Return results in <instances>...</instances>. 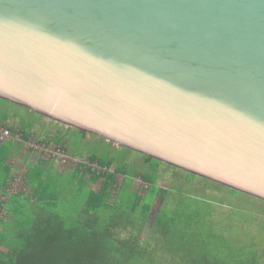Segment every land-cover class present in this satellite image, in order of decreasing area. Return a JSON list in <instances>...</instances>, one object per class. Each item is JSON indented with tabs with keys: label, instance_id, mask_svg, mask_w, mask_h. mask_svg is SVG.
<instances>
[{
	"label": "water",
	"instance_id": "water-1",
	"mask_svg": "<svg viewBox=\"0 0 264 264\" xmlns=\"http://www.w3.org/2000/svg\"><path fill=\"white\" fill-rule=\"evenodd\" d=\"M0 98L264 200V0H0Z\"/></svg>",
	"mask_w": 264,
	"mask_h": 264
},
{
	"label": "trees",
	"instance_id": "trees-1",
	"mask_svg": "<svg viewBox=\"0 0 264 264\" xmlns=\"http://www.w3.org/2000/svg\"><path fill=\"white\" fill-rule=\"evenodd\" d=\"M12 127L16 132L19 130L18 126ZM77 130L82 136L88 134ZM29 134L25 136L28 138ZM65 147L68 148L67 143ZM10 152L5 144L0 148V264H166V261L172 264H264V249L254 244L236 249L227 234L219 230L215 235L214 224L208 227L206 220L186 217L182 227L178 209L173 210L176 214H169L164 228L173 232L170 236L175 242L178 237L184 240L179 244L185 246L184 255L176 259L148 256L154 241L151 233L142 243L139 239L142 234L137 232V226H127L124 220L128 216L122 219L121 209L110 212L116 200L111 201L114 191L118 198L120 185L127 180L124 176L118 184L119 167L112 170L109 163L96 155L91 156L92 160H97L105 171L81 164L84 175L90 174L93 182L101 179L102 187L98 192L88 190L78 216H65L57 210L61 201V180L55 174L46 175L38 165L29 166L24 175L25 183L34 189L33 199L23 192L10 191ZM144 155L146 163L154 161V171H159L161 161ZM138 177L148 183L147 193H138L140 197L133 199L129 209L140 206L143 195L148 196L140 213L147 224L161 192L154 175L141 172ZM164 206L166 204L157 210L149 231L160 224ZM122 228L128 230V236L121 235Z\"/></svg>",
	"mask_w": 264,
	"mask_h": 264
},
{
	"label": "rangeland",
	"instance_id": "rangeland-1",
	"mask_svg": "<svg viewBox=\"0 0 264 264\" xmlns=\"http://www.w3.org/2000/svg\"><path fill=\"white\" fill-rule=\"evenodd\" d=\"M8 118L15 121V127L26 129L32 127L36 122H40L43 125L42 127L40 124L43 132L48 133L50 130V133L53 134L50 137L53 141L65 140L68 147L79 153V156L72 155L65 148L64 150L61 145L55 143L48 145L30 144L32 148H40L44 157H50L51 153L57 152L55 159L62 165L69 166L81 163L103 172L106 168L91 158V155H96L104 160L107 165L109 163L112 170L119 167L118 184L124 176L127 180L120 185L118 198L114 191L111 201L113 202L115 198L116 200L110 212L121 209L119 213L122 219L128 216V219L124 220L127 226H137V232L142 234L139 238L142 243H145L146 237L148 238L147 234L151 233V239L154 238V241L148 256L155 255L163 259H176L184 255L185 246H179V244L184 243V240L178 237L177 242H175L176 239L170 236L173 232L164 228L167 223L165 220L169 218V214H176L174 209L179 210L177 217L182 227L183 219L192 216L191 219L193 220H206L208 227L214 224L215 235H218L219 230H222L236 249L250 244L256 245L259 249H264L263 199L240 191L234 192L227 185L192 174L185 169L162 161L159 164V171H154L156 163L154 161L146 163V156L143 153L125 148L93 133H88L86 138L78 132L77 128L51 118L48 120V117L41 116L25 106L0 100V120L4 122ZM141 172L154 175L161 192L156 198L147 224L145 217L140 218V213L146 201L149 200L148 196L143 195L140 206L129 209L133 199L136 200L140 197L138 193H147L148 183L138 177ZM60 180L61 201L57 210L65 216L75 217L79 215L78 210L83 208V203L89 193V182L96 192L102 187L101 179L91 182L90 178H85L84 173L79 171H66L60 176ZM18 189L20 187L17 185L15 190ZM164 204L166 206H164L161 214L160 224L156 226L155 230L149 231L151 224L154 223L157 210ZM121 235L128 236V230L122 228ZM155 246L158 247L154 248ZM166 264L172 263L166 261Z\"/></svg>",
	"mask_w": 264,
	"mask_h": 264
},
{
	"label": "crops",
	"instance_id": "crops-1",
	"mask_svg": "<svg viewBox=\"0 0 264 264\" xmlns=\"http://www.w3.org/2000/svg\"><path fill=\"white\" fill-rule=\"evenodd\" d=\"M48 120L51 119L48 118ZM14 122L15 121L9 118L4 120V122L3 120H0V148L3 146V144H5L7 145L8 149L11 150L10 157L8 159V164L11 166V172L8 181L11 192H23L22 194L24 196H29L31 199H33L32 196H34V189L28 186L24 179V175L27 173L28 167L31 165L40 166L46 175H58L59 179L60 176H62L66 171L82 172L81 168H83V166L81 163L78 165L65 166L57 161L54 157H44L42 155L43 151L40 148H32L30 146L31 143H38L39 145L55 143L56 145L65 147V140L59 142L53 141L50 138L53 134L50 133V130L48 133L43 132V125L40 122H36L32 127L29 128V130L24 127H18L19 130L16 132L15 128L12 127ZM40 124L42 126L41 128ZM5 130H9L10 134L5 135ZM27 132L30 133L28 138L25 136ZM65 149L68 150L72 155L79 156V153H76L74 150L72 151L70 147H65ZM84 176L85 178H90V174H86ZM17 185L20 187V189L15 190ZM59 187L61 186L59 185ZM88 187L89 189L93 190L92 184H90V182Z\"/></svg>",
	"mask_w": 264,
	"mask_h": 264
},
{
	"label": "built area",
	"instance_id": "built-area-1",
	"mask_svg": "<svg viewBox=\"0 0 264 264\" xmlns=\"http://www.w3.org/2000/svg\"><path fill=\"white\" fill-rule=\"evenodd\" d=\"M10 134V131L9 130H5V135H9ZM64 149V148H63ZM65 150V149H64ZM58 153L55 152V153H51V156L50 157H54L55 158V155H57Z\"/></svg>",
	"mask_w": 264,
	"mask_h": 264
}]
</instances>
